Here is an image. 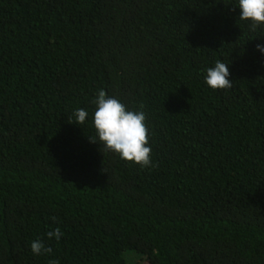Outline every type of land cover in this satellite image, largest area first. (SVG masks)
<instances>
[{"label":"trees","instance_id":"trees-1","mask_svg":"<svg viewBox=\"0 0 264 264\" xmlns=\"http://www.w3.org/2000/svg\"><path fill=\"white\" fill-rule=\"evenodd\" d=\"M235 7L0 0V264H264V26ZM100 89L145 113L150 166L91 142Z\"/></svg>","mask_w":264,"mask_h":264},{"label":"clouds","instance_id":"clouds-1","mask_svg":"<svg viewBox=\"0 0 264 264\" xmlns=\"http://www.w3.org/2000/svg\"><path fill=\"white\" fill-rule=\"evenodd\" d=\"M235 9L239 10V20L247 22L251 30L264 26V0H236ZM256 52L264 56V41L256 44ZM204 83L212 90H224L232 86L230 66L217 60L213 67L206 69ZM95 106L90 120L95 131L91 142L98 144L105 152L114 153L121 160L143 167L151 164L146 115L142 110L129 109L118 98L108 95L105 90L97 91L93 100ZM75 125L85 123L89 113L77 108L72 113ZM59 228L47 233L51 240L60 239ZM33 255L50 253L42 240H33L30 245Z\"/></svg>","mask_w":264,"mask_h":264},{"label":"rangeland","instance_id":"rangeland-1","mask_svg":"<svg viewBox=\"0 0 264 264\" xmlns=\"http://www.w3.org/2000/svg\"><path fill=\"white\" fill-rule=\"evenodd\" d=\"M131 254V253H130ZM126 259L129 261V262H131V261H136V260H138V256H136V255H129L128 256V254L126 255ZM145 259H146V257H141V261H143V262H145ZM146 263V262H145Z\"/></svg>","mask_w":264,"mask_h":264}]
</instances>
